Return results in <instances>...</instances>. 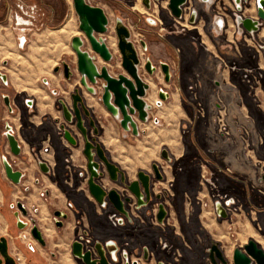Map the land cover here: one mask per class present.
Masks as SVG:
<instances>
[{
    "label": "crops",
    "instance_id": "crops-1",
    "mask_svg": "<svg viewBox=\"0 0 264 264\" xmlns=\"http://www.w3.org/2000/svg\"><path fill=\"white\" fill-rule=\"evenodd\" d=\"M97 1L100 8L107 7L106 0ZM123 2L125 5L119 6V13L125 15L130 11L159 21L157 27L142 24L146 35L140 38L146 42L148 56L152 61L161 60L172 65L175 59L179 64L180 88L185 99L191 102L188 109L195 107L197 111L202 107L204 111L203 118L186 138L181 124L189 122L187 113L194 112V109L186 113L178 89L166 85L157 72L158 83L169 91L170 97L153 108L151 120L138 124L139 137L124 133L102 107L94 110L104 121L109 120L98 121L100 132L97 137L108 159L126 174L129 181H133L139 171L149 172L151 164L158 163L165 177L160 189L169 194L174 209L184 210L187 219L189 200L182 193L196 181L190 148L199 146L220 165L221 173L216 179L222 190L236 196L240 203L250 204L252 224L257 219L259 226H263L264 212L256 213L255 210L264 204V182H258L260 174L256 166L257 162L264 163V23L257 33L248 35L240 33L235 22L237 14L256 19L255 0H249V6L241 0V13L236 11L234 0H191L197 17L188 31L182 32L181 24L165 9V2L161 3L163 13L156 5L147 10L141 0H135L131 6L127 0ZM44 7L48 15L47 27L31 40L26 52L16 48L15 34L5 25L0 26V72L7 80L6 86L0 84V123L8 122L13 126L21 146L20 157L10 155L0 129V235L12 231L10 251L16 253L12 238L19 231L8 207L11 202L19 200L42 232L46 247L33 243L36 252L30 254L28 241H22L18 244L22 250L18 256L30 264H76L70 254L72 241L81 229H89L95 237L101 238L107 211L97 205L85 189L84 181L78 177V171L86 164L82 141L72 147L59 132L64 121L57 101L63 99L70 106V95L79 84L77 79L65 81L62 73L54 74L52 70L64 56L72 55L70 41L75 35L67 38L59 32L66 20L57 4L46 0ZM218 16L223 19L221 31L214 24ZM130 17L126 19L130 21ZM67 21L71 22V19ZM232 63L260 71L263 78L259 85L251 87L245 83L239 73L230 70ZM50 91H57V95L53 96ZM2 95L10 97L15 110L13 116L8 115ZM83 96L89 97L85 92ZM27 100L32 103V111L27 109ZM157 100L154 88L152 99L147 103L154 106ZM214 108L223 115L227 135H220L217 131L213 121ZM68 127L77 139H81L73 126ZM248 145H251V151L246 152ZM162 149L167 152L170 163L160 158ZM3 156L24 173L19 185L15 186L5 178ZM39 161L46 164L49 174L40 171ZM23 187L29 188V192L23 193ZM158 192V189L154 190V193ZM199 200L210 204L204 192L199 194ZM54 211L67 214L61 230L54 227ZM206 215H211L209 209H203L200 220L207 218L209 226L227 240L224 226L219 230L212 217ZM77 220L80 221L79 227ZM251 228L256 235V230L253 226ZM155 231L159 233L158 238L153 236ZM133 232L136 234L132 236L134 245L146 244L150 251L149 261L140 264H155L158 258L172 250L171 241H167L171 247L169 250L160 248L165 241L164 231L154 222H149L146 234L138 226ZM169 232L174 236L178 233V226ZM51 253H57L58 258H52Z\"/></svg>",
    "mask_w": 264,
    "mask_h": 264
},
{
    "label": "flooded vegetation",
    "instance_id": "flooded-vegetation-1",
    "mask_svg": "<svg viewBox=\"0 0 264 264\" xmlns=\"http://www.w3.org/2000/svg\"><path fill=\"white\" fill-rule=\"evenodd\" d=\"M14 1L15 0H4V1L0 0V26L1 25H5L6 27H8L9 30L15 34V45H16V48L20 52H26L28 50L29 44H30L32 38L34 37L35 33H31V32L26 33L24 35V42L22 43V45H20V43H19V41L17 39L18 38V34L14 32V30H13V28L11 26V23L9 21L10 10L13 7ZM127 1L129 2L128 6H131L135 0H127ZM188 1H189V4H187L182 9V17H181L180 20H176L170 15L173 20H175V21H177L178 23L181 24V28H180L181 32L182 31H186L187 28H189L190 26L193 25V23L189 22V20L192 17V13L193 12H195L194 21H195V19L197 17V12L194 10V3H192L191 0H188ZM141 3H142V0H141ZM166 5H165V9H166ZM157 8L160 11V13H163V7L161 5L157 6ZM127 13L128 14H134L136 16L137 20L136 21L134 20V22H132V27L135 30L139 31V33H141V35H140L141 37L142 36L145 37L146 32H145V28L139 26V24L140 25H142V24H147L148 25L150 23L149 25H151L152 27H157L158 26L159 21L157 19L139 17V15H137L136 13H131L130 11H128ZM186 16H188L189 18L186 19ZM199 16H201V18L202 17H206L205 15H203V16L199 15ZM43 18H44L43 19L44 26H42L43 29H39L38 30V33L43 31L47 27V21H48L47 13L44 12ZM214 24H215L216 28L221 31L222 28H223L222 27V25H223L222 17H220V16L216 17V19L214 21ZM105 40H106V44H107V39L105 38ZM131 41L133 42L135 48L137 49L138 55H139L138 56L139 63L136 66L138 76L141 78V80L145 84L148 85V89L145 91V95L142 98V100L146 103V105L149 106V109L146 111L147 112V118H146L145 122H140V121L137 120L136 116H133L132 119L137 124V132H138V135L134 136L131 133V129L128 132H124L120 128L119 122H118L119 119L112 118L108 114L109 117L111 118L112 121L117 123L118 127L124 133L129 134V135H131L132 137H135V138L139 137L140 136V132H139V129H138V124L139 123L143 124V123H146L147 121L151 120L150 119V112L153 110V108L160 106V104L162 102L167 101L169 99V97H170L169 91L163 89L161 87V85L158 83V80L156 78V74H157V72H159L161 74V76H162L163 82L166 85H170V86L172 85L173 88L178 89V91L180 93L181 101L183 103V108L185 109L186 113L188 112L189 109L190 110L194 109V112L187 113V116L189 118V122L181 124V130L183 131V135L186 138H188V134L192 133L193 127L196 125V123L199 120H201L203 118V111L204 110H203L202 107H199L197 111H196L195 107L194 108L190 107L188 109V106L191 104V102L189 100L185 99L186 97H185L182 89L180 88V80L181 79H180L178 62L175 59H173L172 62H173L174 65H172V64H170L168 62L161 61V60L152 61L149 58V56H148L147 45H146V42H145V40L143 38L142 39L140 38V39H138L136 41L132 40V38H131ZM116 43H117V41H116V37H115V44ZM141 43H143L144 48L141 46ZM108 45L111 48H114L115 47L114 40L112 39L111 41H109V44H107V46ZM110 47H109V49L111 50ZM70 48H71V46H70ZM83 50H88V46L85 45L83 47ZM71 51H72V49H71ZM112 54H113V52H112ZM171 57H173V56L171 55ZM147 59H149L151 61V63H152V66L156 68V70H155V72L153 73L152 76H149L146 73L145 69H144V65H145V62H146ZM113 60L117 61L118 63L120 62L119 56L118 57H114L113 56ZM95 61L98 64H102L101 60L97 56L95 57ZM160 62L166 63L169 66V71H170L169 82H165L164 81V75L161 73V71L159 69ZM63 63L69 65L71 67V69L74 67L73 65L75 63V55H74L73 51H72V55L64 56L61 59L59 65H57V66H55L53 68L52 71H53L54 74L62 73V75H63V68H62V64ZM55 69H57V71H55ZM118 73H121V70H119V71H117L115 73L113 72L112 75L115 76ZM0 75L5 77V81H3L0 78L1 86H6V82H7L6 76L3 73H1V72H0ZM63 77H64V75H63ZM74 79L78 80V77L77 76H73L70 80H66L65 79V81H72ZM44 84L47 85L46 81H44ZM78 84H79V82H78ZM77 87H79V85ZM154 88L156 89V94H157V99L158 100L154 102V106H153V105H150V103H147V102H148V100L152 99V96H153V93H154ZM94 90H95V94L93 96H91V95H89L87 93V95L89 97H84V96L83 97L85 99L84 106H85V108L88 109L90 117L92 118V120H93V122L95 124V127L97 128V135L96 136L93 135V130L91 128H88L89 137L90 138L94 137L95 141L100 145V143L97 141V137H98L99 132H100L98 121L102 120V122H107L109 120L104 121V119H102V117H100L99 115H96L94 113V110H96L98 106L102 107L100 102H99V97H100L101 90H100L99 87L94 88ZM50 92H51V94L53 96L57 95V91H50ZM53 92H56V93H53ZM81 92H82V95H83V92H85V91L83 89H81ZM159 92H162L165 95H167V99L165 101H161L159 99V96H158ZM3 97H7L8 98L9 106H6L4 104V102H3V104H4V106H5L6 110H7L8 115L9 116H13L15 114V110L11 106L10 97L8 95H2L1 96L2 101H3ZM59 100H63V99H58V101H57V104L60 107ZM70 100H71V98H70ZM145 100H147V101H145ZM26 104H27V109L32 111V103H31V101L27 100ZM60 109H61V107H60ZM213 121H214V123L217 126L218 133L220 135H227V129H226V126L224 124L223 115H221L219 113L217 108H214ZM86 123H88L87 120H86ZM155 124L158 125L157 120H155ZM61 125H63V124H61ZM68 126H70V125H65V127L67 129H69ZM6 127H9V130H7ZM0 129H2L1 135L4 138L6 143H7V139H6V135L7 134L13 135L15 137V130H14L13 126L10 125L8 122L0 123ZM59 132H60L61 137H62V132H61L60 128H59ZM80 137H81V135H80ZM15 139H16V137H15ZM16 141H17V143L19 145V149H20V153H19L18 156H14V155L11 154L9 146H8V143H7V147L9 149V154L12 155L15 158H18L21 155V146H20V144H19L17 139H16ZM79 141H82V143H83L82 137H81V139H77V144L75 146L79 145V143H80ZM75 146H72V147H75ZM101 148H102V146H101ZM163 150L164 149L161 150V153H162ZM103 151H104V149H103ZM190 151H191V157H192L191 158V160H192L191 167L194 170V174L196 176V181H195L194 184H191L187 188V192L185 191V192L182 193V194H185V198H187L189 200V207H190V211L188 213L189 216L186 219L183 209L181 211L178 210V209H174L175 217H174L173 222L175 224L179 225L182 220H185V219L186 220H190L189 226H188V227H190L188 236L191 237V240L193 242L192 243L193 246H190L188 248H189V250H191L192 255L197 256L198 258H200V257L203 258L205 256V260H204L205 264H213L212 261H211V258H210L211 254H210L209 251L211 250L212 246L215 245L216 248L221 253V256H222L223 260H225V264H233V262H232L233 251L236 248H238L249 259V264H259L258 261L256 260V258H254L253 256L248 255L245 252V247L248 245V242L250 240H252L256 244L257 249L261 250L263 255H264V224H263V226H259V223H258L257 219L255 221H253V224H251V226H253V228L256 230V235L255 236H257L259 238V240L258 239H253V238H249L243 243H239V242L235 243V245L232 247L231 250H227L228 249L227 240H225L223 237L219 236V234L215 230H214L215 231L214 233H211V231H208L206 228H207V226L209 227V224L206 223L205 221H201L200 220L199 216L203 212V209H206V210L209 209L210 214L213 215L212 220L215 221L216 225H218L217 228L220 230L221 229V224L223 223V221H226L227 218H228V211H230V209H237L236 204L239 203V200H238V198L236 196L228 195L227 193H225L222 190V188L220 187L219 180L216 179V175L221 173L220 165L214 159H212L209 156V154H207L205 152L203 153L202 149L199 146H194L193 145V147L190 148ZM248 151H251V145L247 146L246 152H248ZM82 152H83V146H82ZM104 153H105V151H104ZM161 153H160V158L164 159L162 157ZM82 155H83V153H82ZM105 155H106V153H105ZM83 157H84V155H83ZM106 157H107V155H106ZM167 157H168V154H167ZM84 159H85V157H84ZM107 159H108V157H107ZM4 161L8 162L9 165L13 168L14 171H19V170L15 169L13 163L5 156L2 157V167H3V162ZM39 162L44 163L43 161H39ZM109 162H111V161L109 160ZM165 162L166 163H170L171 162L169 157H168V161L165 160ZM86 163H87V161H86ZM153 165H157V167L159 169L160 175L162 177V179L160 181H157V180L154 179V173H153V169H152ZM256 166H257V169H258L259 174H260V177L258 178V182L259 183L264 182V163L257 162ZM3 171H4V168H3ZM119 171L124 176V179H125V184L124 185H122L120 183V175H118V181H116V182L108 181L107 180V176H105V178L103 180H100L99 183H101V185L104 188H106V189H113V190L119 192L120 195L123 198L127 197V198L131 199V201L128 204H125V209L129 212V217H124L123 215L119 214L112 207V205H110V204H105L104 207H101V206H99L97 204L101 209L107 211V220H106V222H105V224L103 226V230L101 232L102 236H101V238L95 237L94 234L89 229H86V230H82L81 229L80 230V233L75 237L74 241H72V243L70 245V254H71V257L73 258V260L75 261L76 264H83V263L81 262V260L75 258L72 255L71 247H72V244L75 241L81 242L82 246H83V250L84 251H91L93 253V255L95 254V251L93 249V245L95 243H101L102 246H103L104 243L109 242V244H110L109 247L112 249L111 256H109V263L110 264H140L142 262H147V261H149V256H150L149 248H148V246L146 244H143V245L138 244L139 246L134 245V241L135 240L133 239L132 236H134L136 234H134L133 228L138 226V228H140L146 234V227L149 226V222H154L156 225H158L164 231V228H165V226H166V224L168 222V219H169V212H170L169 211V207L172 204L171 205L169 204L170 203L169 202V194L166 191H163V190L160 189V184L165 179L163 171L161 170L160 165L158 163H152L149 172L142 171L145 174L149 175V177H150L151 193H152L153 199H152V202L149 204V206L147 208H145L143 210H139V211H134L135 200L131 197V195L126 190V185H128L131 182L135 181L137 178H135L133 181H129L127 176H126V174L124 172H122L120 169H119ZM19 172L21 173V178H20V182H19V184H20L22 179L25 177V175H24L23 172H21V171H19ZM49 172H50V170H49ZM49 172L48 173H44V174H49ZM4 175H5V172H4ZM78 177H79V179L84 181L85 189L87 190L86 181H87V178H88V173H87V170H86V164H85V168L83 170L78 171ZM5 178H6V176H5ZM9 182L11 184H13L11 181H9ZM19 184H13V185L17 186ZM108 185L111 186V187H108ZM155 189H158L159 192L158 193H154ZM29 190L30 189L27 188V187L21 188V191L23 193H28ZM176 190H177V188H176ZM201 192L205 193V199H208L210 201V204L203 203L201 200H199V194ZM156 197H159V198L157 199ZM160 204L163 205V207L165 208V210L167 212V215H166V217H165V219L163 221V224H159L157 222V220H156V214H157L158 206ZM19 205L21 206L22 209H24L26 211V213H27L26 216H23L22 213L17 209ZM68 206H69V209L73 208L71 204H69ZM247 206H248V208L251 209V205L250 204H247ZM8 209L11 212L12 219L14 220L15 228L17 229V231H19L18 235H16L15 237L12 238L13 242H15L14 244H15V248H16L17 252L12 254L11 251H10V239H9V236H11V234H12L11 230H9L5 235H0V238L4 237L6 239L7 253H8V256L14 261V264H30V262H28V260L21 259L18 256V253L22 252V250L20 249L18 244L20 242H22V241H28V245H27L28 252L30 254H35L36 247H35V245L33 243H36L37 245H39L42 248H45L46 247V241L43 238L42 232L37 227L35 220L30 216L29 212L25 209V207H24V205H23V203L21 201L15 200V201L11 202L9 204ZM16 212H17V217H15V213ZM255 212L256 213H263L264 212V204L260 208L256 209ZM56 213H60L61 215H65V219L56 218L55 217ZM222 213H224L226 215L225 218H222L220 216V214H222ZM0 214H2L1 209H0ZM53 218H54V222L53 223H54L55 229L61 230L63 228L64 222L67 219V214L63 213L62 211H54L53 212ZM193 219L197 222V225L196 224H192L193 221H194ZM206 220H207V218H206ZM58 221H61V223H62L61 227H56L55 226V223L58 222ZM204 223H205V225H204ZM24 224L26 225V227L24 229H22V230H19L18 227L22 226ZM76 225L79 227V225H80V221L79 220L76 221ZM33 226H36L37 229L41 232V236H42V239H43V244L39 243L37 240H35L30 235V230H31V228ZM191 227H193V229ZM179 230L180 229H178V233L175 234L176 243L178 244V247H180L182 244H185V243H181V240L183 242V239L180 236ZM23 234H24V237L22 236ZM225 235H226V233H225ZM153 236L158 238L159 237V233L157 231H155V233H153ZM218 236L220 238H223L224 241L222 242V240L217 239ZM160 248L162 250H164V249L168 248V246L167 245H163V243H161ZM176 251L178 252L177 249H176ZM227 251L229 252V255H228ZM57 256H58L57 253H51V257L52 258H56L57 259L58 258ZM145 256H146V258H145ZM132 257H134V259H132ZM212 257L214 259V263L215 264H224L221 260H219L216 257V253L215 252H212ZM0 260L2 261L1 264H4L1 255H0ZM159 263L168 264V263L165 262L163 257H160V258H158L156 260L155 264H159Z\"/></svg>",
    "mask_w": 264,
    "mask_h": 264
},
{
    "label": "water",
    "instance_id": "water-1",
    "mask_svg": "<svg viewBox=\"0 0 264 264\" xmlns=\"http://www.w3.org/2000/svg\"><path fill=\"white\" fill-rule=\"evenodd\" d=\"M161 2H166V9L176 20L181 19L182 9L189 4L188 0H142L147 10L152 9L153 5L160 6ZM242 2L249 6V0H242ZM242 2L241 0H234L238 13H241ZM72 5L77 18V28L81 35L72 37L70 41L71 49L75 55L74 67L71 69L69 65L63 63L62 68L66 80H70L73 76L78 77L79 87H77L70 96L71 106H68L63 100H59L64 121V124L60 125L59 128L62 132L63 139L71 146L77 144V138L65 127V125L74 126L82 137V153L87 161L86 170L88 178L86 185L89 195L99 206L104 207L105 204H110L119 214L124 217H129V212L125 209V204H128L131 199L127 197L123 198L119 192L113 189H106L99 183L105 176H107L108 181L116 182L118 181V175H120V183L122 185L125 184V179L118 167L109 162L103 149L95 141V138L89 137L88 128L93 130L94 136L97 135V128L90 117L88 109L84 106L85 99L81 89L93 96L95 94L94 88L99 87L101 90L99 97L101 106L112 118L119 119V126L124 132H128L131 129L132 135L137 136V124L132 118L136 116L138 121H146V111L149 109V106L146 105L142 98L145 95V91L148 89V85L138 76L136 66L139 63V55L131 41V31L128 26L123 24L122 19L117 18L114 27L121 73L113 76L108 67L113 62V54L103 37L108 32L109 20L107 15L102 8L90 4L88 0H72ZM255 7L256 19L243 17L239 14L235 16V22L240 29V33L244 32L248 35L257 33L260 25L264 23V0H255ZM194 18L195 12L192 13L189 22L194 23ZM85 45L88 46V50H83ZM141 46L144 48L143 43H141ZM262 48L264 50V46ZM96 56L101 60L102 64H98L95 61ZM144 69L149 76H152L156 70L149 59L146 60ZM159 69L164 75V81L169 82V66L166 63L160 62ZM55 71H57V69H55ZM0 78L5 81L4 76L0 75ZM158 96L161 101L167 99V95L162 92H159ZM3 102L6 106H9L7 97H3ZM86 120L88 123H86ZM6 129L9 130V127H6ZM6 139L11 154L18 156L20 149L15 137L7 134ZM161 154L162 157L168 161L166 151L163 150ZM38 165L43 173L49 172L45 163L39 162ZM3 168L6 178L13 184H19L21 173L19 171H14L6 161L3 162ZM152 169L154 179L160 181L162 177L157 165H153ZM136 178L135 181L126 185V190L135 200L134 211H139L147 208L152 202L153 197L149 175L140 171L137 173ZM156 198L158 199L159 197ZM17 209L23 216L27 215L26 211L22 209L20 205ZM166 215L167 212L165 208L160 204L156 214L157 222L163 224ZM220 216L222 218L226 217L224 213L220 214ZM15 217H17V212L15 213ZM55 217L58 219H65V215H61L60 213H56ZM55 226L61 227V221L56 222ZM25 227L26 225L24 224L19 226L18 229L22 230ZM30 235L39 243L43 244L41 232L36 226L31 228ZM109 245V242L104 243L103 246L101 243H95L93 245L95 254L93 255L91 251L83 250L81 242L75 241L72 244L71 251L72 255L81 260L83 264H110L109 256H111L112 249ZM209 252L213 264L215 263L212 252H215L216 257L225 264V260H223L221 253L215 245L212 246ZM245 252L256 258L259 264H264V255L261 250L257 249L256 244L252 240H250L245 247ZM0 255L2 256L4 264H14V261L8 256L7 243L4 237L0 238ZM232 262L233 264H249V259L240 249L236 248L233 251ZM1 263L2 261L0 260V264Z\"/></svg>",
    "mask_w": 264,
    "mask_h": 264
},
{
    "label": "rangeland",
    "instance_id": "rangeland-1",
    "mask_svg": "<svg viewBox=\"0 0 264 264\" xmlns=\"http://www.w3.org/2000/svg\"><path fill=\"white\" fill-rule=\"evenodd\" d=\"M4 1V0H3ZM24 1L26 4H35L40 12V14L42 13H46L44 4L46 3V0H22ZM43 1V2H42ZM90 2V4L94 5V6H98V1L97 0H88ZM56 2V3H55ZM107 4V7L105 9H103L105 11V14L107 15V18L109 20V27H108V32L105 36H103L104 38L107 39V44H109V41H111L112 39L114 40V48H111L109 45V47L111 48V51L113 52V56L114 57H118L119 53L115 44V31H114V27H115V21L117 18L122 19L123 24H125L126 26L129 27L130 31H131V38L132 40H138L140 39V35L141 33H139V31L135 30L132 27V22H134V20L136 21L137 18L134 14H128L127 13L124 15L123 13H119V6H124V2L123 0H106L104 1ZM52 3L57 4L59 10H63L62 13H65V20L63 24H65V22H69L71 25V31L69 33H66L65 35L62 34V36H65L67 38H69L71 35H75V36H80L81 34L78 31L77 28V18L75 16L74 10H73V5H72V0H52ZM127 4L129 5V2H127ZM100 7V6H98ZM121 8V7H120ZM123 9V8H122ZM129 15H131V20H127L126 18L129 19ZM142 17V16H139ZM44 19V18H42ZM68 19H71L70 21H67ZM42 26H44V21L42 20ZM139 26H143L140 25ZM46 27V26H45ZM44 27V28H45ZM40 29H43L42 27H40ZM189 29V28H187ZM188 31V30H186ZM40 33V32H39ZM38 32L35 33L33 39H36L37 34H39ZM152 36V34H151ZM109 69L111 70V72L115 73L117 71L120 70V65L117 61H114L108 66ZM171 205V203H169ZM237 209H230V211H228V218L226 221H223V223L221 224V227L224 226V232L226 233V237H227V246L228 249L227 250H231L232 247L235 245V243H243L245 242L247 239L249 238H253V239H258L259 238L255 235H253L252 232V228H251V217H252V210L250 208H248L247 204H243V203H237L236 204ZM169 219L168 222L164 228V242L163 245H167L168 248L164 249L165 251L169 250L171 247L168 245L167 241H171L173 246H172V250H169L167 252H169V254H166L163 258L165 260L166 263L168 264H205V256L203 258H198L197 256L192 255L191 250H189L188 247L193 246V242L191 240V237L188 236L189 233V222L190 220H182L180 222V224H175L173 222L174 217H175V211L173 208V205H171L169 207ZM189 216V215H188ZM207 217H212L213 215H206ZM185 218V217H184ZM192 218V217H191ZM194 220V219H193ZM202 221H205L206 223H208V221L206 219H203ZM183 223V224H182ZM219 223V222H218ZM192 224H196L197 222L194 220ZM205 225V223H204ZM178 226L179 233L181 238L183 239V242L181 240V243H185L182 244L180 247H178V244L176 243V236H172L171 233L169 231H172V229H176ZM193 229V227H191ZM208 231H211V233H214L215 231L213 230V226H207L206 228ZM217 239L222 240V242L224 241L223 238H220L219 236L217 237ZM177 245V246H176ZM176 249L178 250V252L176 251ZM193 249V248H192ZM198 249V248H197ZM228 255L229 252L227 251Z\"/></svg>",
    "mask_w": 264,
    "mask_h": 264
},
{
    "label": "built area",
    "instance_id": "built-area-1",
    "mask_svg": "<svg viewBox=\"0 0 264 264\" xmlns=\"http://www.w3.org/2000/svg\"><path fill=\"white\" fill-rule=\"evenodd\" d=\"M41 12V11H40ZM35 4H26L22 0H15L10 10L9 21L15 33L18 34L20 45L24 42V35L28 32L37 33L42 27L43 14H40ZM232 72L239 73L240 78L251 87L259 85L263 75L253 67H240L236 63L230 65ZM24 237V234L22 235Z\"/></svg>",
    "mask_w": 264,
    "mask_h": 264
},
{
    "label": "bare ground",
    "instance_id": "bare-ground-1",
    "mask_svg": "<svg viewBox=\"0 0 264 264\" xmlns=\"http://www.w3.org/2000/svg\"><path fill=\"white\" fill-rule=\"evenodd\" d=\"M71 31V25L70 23H66L63 27L59 29V32L65 35L66 33H69ZM59 35V34H58ZM60 36V35H59ZM48 39V38H47Z\"/></svg>",
    "mask_w": 264,
    "mask_h": 264
}]
</instances>
